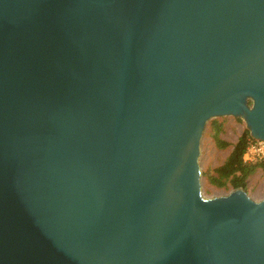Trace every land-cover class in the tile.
I'll list each match as a JSON object with an SVG mask.
<instances>
[{
    "label": "water",
    "instance_id": "obj_1",
    "mask_svg": "<svg viewBox=\"0 0 264 264\" xmlns=\"http://www.w3.org/2000/svg\"><path fill=\"white\" fill-rule=\"evenodd\" d=\"M226 116L264 141V0H0V264H264Z\"/></svg>",
    "mask_w": 264,
    "mask_h": 264
},
{
    "label": "rangeland",
    "instance_id": "obj_2",
    "mask_svg": "<svg viewBox=\"0 0 264 264\" xmlns=\"http://www.w3.org/2000/svg\"><path fill=\"white\" fill-rule=\"evenodd\" d=\"M212 120L223 123V129L219 137L229 144L235 143L247 129L246 123L240 118L226 116L214 118ZM212 120L210 122H212ZM212 134L211 124L209 123L201 141L200 166L203 172L213 171L216 167L221 165L231 150V147L220 149ZM247 189L249 196L253 200L260 201L264 198V174L262 170L258 169L248 178ZM202 192L204 197L213 198L227 195L231 191L216 189L209 186L206 177H202Z\"/></svg>",
    "mask_w": 264,
    "mask_h": 264
},
{
    "label": "trees",
    "instance_id": "obj_3",
    "mask_svg": "<svg viewBox=\"0 0 264 264\" xmlns=\"http://www.w3.org/2000/svg\"><path fill=\"white\" fill-rule=\"evenodd\" d=\"M210 121L212 136L217 146L220 149L231 147V150L221 165L213 171L203 172V177H206L209 186L216 189L232 191L244 188L247 191L248 178L258 169L262 170L264 174V159L250 163L244 161L248 144L255 140L251 137L250 131L246 129L235 143H226L219 137L223 129V123L217 120Z\"/></svg>",
    "mask_w": 264,
    "mask_h": 264
},
{
    "label": "built area",
    "instance_id": "obj_4",
    "mask_svg": "<svg viewBox=\"0 0 264 264\" xmlns=\"http://www.w3.org/2000/svg\"><path fill=\"white\" fill-rule=\"evenodd\" d=\"M264 159V141L255 140L248 144L244 154L245 162H256Z\"/></svg>",
    "mask_w": 264,
    "mask_h": 264
}]
</instances>
